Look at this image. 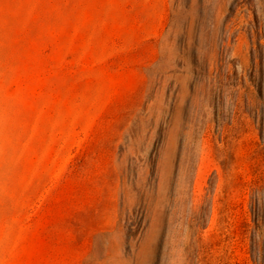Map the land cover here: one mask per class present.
Instances as JSON below:
<instances>
[{
  "label": "rangeland",
  "instance_id": "374dc122",
  "mask_svg": "<svg viewBox=\"0 0 264 264\" xmlns=\"http://www.w3.org/2000/svg\"><path fill=\"white\" fill-rule=\"evenodd\" d=\"M0 264H264V0H0Z\"/></svg>",
  "mask_w": 264,
  "mask_h": 264
}]
</instances>
